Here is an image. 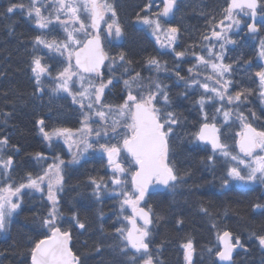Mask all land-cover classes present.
<instances>
[{"label": "trees", "instance_id": "1", "mask_svg": "<svg viewBox=\"0 0 264 264\" xmlns=\"http://www.w3.org/2000/svg\"><path fill=\"white\" fill-rule=\"evenodd\" d=\"M109 2L115 7L116 19L124 34L122 41H107V52L110 57L124 53L126 60L131 61L124 64L117 59L112 71L107 70L108 64L104 69L105 79L116 82L113 94L108 95V98H114L110 104L118 106L124 102L126 89L123 81L129 76L139 72L145 83L155 80V66L147 63L149 58L155 57L166 69L157 73V81L162 87L167 86L165 90L170 100L167 109L180 120L173 126L169 141V160L179 179L174 187L149 193L143 203L145 209H151L149 250L154 263L188 264L183 245L191 240L195 248L192 264H220L216 255L221 250L218 233L222 235L223 231H229L233 240L238 237L243 245L238 247L233 264H264V247L257 239L264 235V183L233 184L227 176L232 161L218 152L213 154L210 146L196 141L192 135L203 123L198 101L205 92L199 85L189 86L193 74L189 69L197 65V56H206L207 40L203 36L211 35V29L221 19L222 8L228 0H179L173 19L167 24L179 29L177 42L170 51L161 50L152 41L149 28L137 24L138 15L153 18L149 7L145 10L150 0ZM14 3H22L25 8L9 13L7 9ZM29 3L30 0H0V140L8 142L2 153L13 160L7 180L14 184L22 182L28 173L33 176L42 174L47 161L39 159L37 154H55L56 144L52 147L40 133V120L44 121L42 127L47 132L54 128L77 130L84 120L79 107L52 93L48 85L42 86L41 93L37 91L39 85L32 71L33 60L40 57L48 63L49 57L44 53L43 45L36 44L35 39L37 36L48 40L63 38L41 30L35 24L33 16L27 14ZM234 39L233 47L227 48L226 58L227 64L232 65V93L249 89L251 94L239 106L241 110L237 107L230 110L243 113L249 123L264 130V97L259 95V80L255 76L263 65L257 59L255 45H248L239 34ZM177 52L185 55L178 57ZM157 100L163 105L160 97ZM215 110V103L204 107L210 118L216 115L222 142L232 150L241 123L234 118L223 124L222 114ZM123 160L129 171L135 167L130 165L131 160ZM112 177L108 160L103 155L65 165L63 189L58 198L61 214L58 223L71 231L72 250L79 257L80 264L141 262L140 254L133 250L121 251L123 241L117 229L129 228L124 216H132V212L126 206L121 212V196L117 194L119 186L112 183ZM93 179L102 182L98 195ZM224 180H228L226 187ZM128 190H131V184ZM21 197V206L10 220L8 229L0 232V264H32L31 248L50 235L43 224L52 208L46 190L41 193L27 189ZM74 216L85 224L84 229L78 227ZM133 254L137 257L135 261L129 259Z\"/></svg>", "mask_w": 264, "mask_h": 264}, {"label": "snow or ice", "instance_id": "2", "mask_svg": "<svg viewBox=\"0 0 264 264\" xmlns=\"http://www.w3.org/2000/svg\"><path fill=\"white\" fill-rule=\"evenodd\" d=\"M52 8L45 15L43 10L48 7L43 0H30L27 6L29 17L33 15L36 18V24L41 29H46L54 22L63 26L66 33L65 37L58 41L53 38L45 39L43 36H37L36 44L43 45L45 48L58 53L64 57L66 66L54 77L56 81L54 92H65L72 96L73 102L78 103L81 109H87L84 113L83 126L73 132L68 128H54L47 132L41 127L40 131L45 139L51 141L53 137L64 139L73 151L72 163H78L84 154L90 149L99 150L107 154L108 164L114 173L112 183L119 186L118 195L121 196V212L125 206L131 208L133 215L124 216V219L131 224V228H118L123 244L122 252H128L129 249L140 254L142 264H154V258L149 250V226L152 224L151 209L147 210L141 207V203L149 194V189H156V186L174 187L179 179L174 170L173 164L169 160L170 137L173 133V126L180 122L173 111L167 109L170 103L166 85L162 87L156 80H149L147 83L140 77L139 72L134 76L124 79L123 83L126 89V98L118 106H113L103 100L105 89L112 84V79L105 81L102 69L105 61H108V70L111 71L116 64L117 59L124 64H130L126 60L125 54L120 53L118 57H110L104 49L101 40V24L106 25L107 33L121 37L122 27L116 22V10L109 0H49ZM177 0H163V8L151 16L140 17L137 19L143 24L150 26L153 34L163 33L171 46L175 41L179 29L177 27H168L164 29L161 23V17L167 18L172 14ZM151 7V5H147ZM25 8L24 4H12L8 7L9 13L16 9ZM257 9L264 12V0H228L225 7L222 8V17L211 29V35L203 36L204 40L215 39L223 41L219 45L220 51L214 53L212 49L216 45H208V57L197 56V65L189 69L193 73V79L189 86L199 85L205 93L198 103L203 115V123L199 130L192 133L196 141L211 145L213 154L227 158L235 162L227 170V176L232 180L248 185L255 182L264 183V130H258L247 121V117L241 112H236V119L240 121L242 130L237 133L239 136V152L234 154L228 150V145L222 142L220 137V128L216 124V115L211 118L209 113L204 111L206 103L213 101L226 102L229 105L235 104L237 109L247 101V96L251 90L243 89L235 93L228 91L232 80L230 74L232 65L224 63V45L235 43L227 33L233 26L239 27L241 23L240 15H248L252 18V23L248 24L250 32H258L259 29L255 23ZM111 13L112 22L108 23L105 17ZM215 19V18H213ZM264 19V17H262ZM87 21V23H86ZM227 22V23H226ZM219 28L220 31L216 29ZM159 40V36H157ZM178 57H183L184 52H177ZM195 55V53H193ZM259 56L264 58V41L261 42ZM149 65H154L156 71L166 69L155 57L148 59ZM32 71L36 76V83L39 85L41 77L50 75L48 67L41 63V58L36 57L33 60ZM200 65L204 66V71L211 69L212 75L205 76L204 82L198 79L201 74ZM127 71V68H125ZM177 75H179L177 73ZM260 92L264 97V68L257 71ZM75 78V79H74ZM183 79V77H181ZM208 81H213L209 84ZM78 83L79 88L73 91V86ZM43 91V89H40ZM157 97L164 102L160 105ZM216 113L223 116L227 123L233 115V110H224V103L216 107ZM253 115H255L253 113ZM98 118L102 126L93 129L89 120L92 117ZM44 124L43 120L38 122ZM95 141H92V137ZM103 139V142L101 140ZM7 140H0V152L3 146L7 145ZM121 153H126L131 157L130 165L135 167L129 171L121 160ZM40 154H37L39 158ZM211 159V157H210ZM58 162L49 165L42 174L33 176L28 173L25 179L19 184L13 182L0 183V232L8 229L11 216L20 208L24 189L34 190L44 193L46 190L47 199L51 201L52 208L48 216L43 219L44 226L48 229L50 235L45 239H40L31 248L32 264H80L79 257L70 247L72 233L68 229H63L58 223L61 214L58 209L57 192L63 189V169L64 161L59 157ZM13 160L11 157L5 159L0 155V174L7 175L12 171ZM130 178V179H129ZM92 183L96 186L97 195L101 189V183L95 179ZM224 186L228 180L223 181ZM131 184V190L128 185ZM106 188L107 185H104ZM113 191H116L113 189ZM256 207H261L256 205ZM202 211H207L202 209ZM137 217L143 221L142 226L137 225ZM80 229L85 228V224L73 217ZM215 226V225H213ZM255 235V233H253ZM261 246H264V235L257 237ZM218 240L222 243L223 249L216 255L220 261L230 262L233 259V252L237 247H243L238 237L233 240V235L229 231H223L222 235L218 233ZM186 250L185 259L188 264H192V258L195 253L193 242L189 240L183 245ZM99 251V248L97 249ZM211 251V249H209ZM129 259L137 260L136 255H130Z\"/></svg>", "mask_w": 264, "mask_h": 264}, {"label": "rangeland", "instance_id": "3", "mask_svg": "<svg viewBox=\"0 0 264 264\" xmlns=\"http://www.w3.org/2000/svg\"><path fill=\"white\" fill-rule=\"evenodd\" d=\"M43 2L48 4V7L45 8V9L43 10L44 14L47 15L48 12H49V10L52 8V5H51V3L49 2V0H43ZM162 2H163V0H158V3H162ZM109 3H110V2H109ZM155 18H156V17H155ZM155 18H154V19H155ZM115 19H116V17H115ZM160 19H161L162 27H163L164 29H167L168 27H170V26H168V25L166 24V23H167V22H166V18L161 17ZM240 19H241V23H240L239 27L237 28L236 26H233V28L227 33L228 37H229L231 40H233V36H234V35L239 34V32H241V31L246 27V23H247V15H243V14L241 13V15H240ZM33 20H34V22H35V24H36V18H35L34 15H33ZM105 20H106L108 23H111V22H112L111 13H109V14L106 16ZM116 22L118 23L117 19H116ZM86 23H87V21H86ZM226 23H227V22H226ZM138 24H139L140 26H142V27L149 28V30H150L149 32L151 33L150 36H151V38H152V41H154L155 44H156L161 50L164 49V50H169V51H170L171 48L173 47V45L175 44V42H177V38H178V37H176L175 41L172 42L171 46H167V47H166V46H162V45H167V44H168V41H167V39L165 38V35H164L162 32H161V33L153 34V31H152V29L150 28V26L143 24L140 20L138 21ZM36 25H37V24H36ZM102 26H103V28H102V36H103V40H104V44H105V45H106V43H107V39H108L109 37H111V39H109L110 41H118V42H119V41H122V37H123V36H121V37H115L114 34H113V35H109V34L107 33L106 25H105V24H102ZM40 29H41V28H40ZM41 30H42V29H41ZM43 30L46 31V32H53L54 34H56V35L59 36V37L61 36L62 38H64L65 35H66V33H65L64 30H63V26L60 25V24H58V23H56V22H54L53 24L49 25L48 28L43 29ZM216 30H217V31H220L219 28H217ZM157 36H159V40L157 39ZM253 40L255 41V43H257V46H258V58H259V61H261V62L263 63V65H264V58H261V57L259 56V51H260L261 42L264 41V39L257 35V36H254V39H253ZM58 41H60V40H58ZM206 42H207V44H206L207 54H206L205 58L207 59V58H209V57H208V51H209V49H208L207 46H208V45H216V47H214V48L212 49V51H213L214 53H218V52L220 51V49H219V45H220L221 43H223V41H216V40L213 38V39H211V40H207ZM229 44H231V43H228V44H225V45H224V63H227V62H226V51H227V46H228ZM43 51H44V53H46V54L48 55L47 58H48V57H49V58H48V63H44L42 60H41V63L44 64V65H46V66L48 67V72L50 73V75H45V76L41 77V82H40V84H39L40 87L45 86V85H48L47 87H48V89H49L52 93H56V94H57L60 98H62V99H68L69 101H73L72 96H70L68 93H65V92H62V91H61V92H54V91H53V89L55 88V85H56V81H55L54 77L59 73V71H61V70L63 69L64 66H66V62H65V60H64V57L60 56L58 53H56V52H54V51H51V50L45 48L44 46H43ZM108 63H109V62H108ZM114 67H115V66H114ZM114 67H113V68H114ZM113 68H112V69H113ZM201 68L204 69V66L202 65ZM108 71H109V70H108ZM111 71H112V70H111ZM161 71H162V70H161ZM109 72H110V71H109ZM157 73H160V71H157V72H156V76H155V80H156V81H157V78H158ZM208 75H212V73H211V69H210V68H209L207 71H204V70H203L202 73L199 75L198 79L201 81V83H203V82H204V78H205V76H208ZM228 75H230V74H228ZM35 77H36V76H35ZM103 77H104V76H103ZM193 78H194V77H193V74L190 75V80H189V83H190V84H191V81H192ZM74 79H75V78H74ZM104 79H105V78H104ZM105 81H106V79H105ZM112 81L114 82V80H112ZM113 82H112V83H113ZM208 82H209L210 86H211V84L213 83V81H208ZM232 86H233V82H232V84L230 85V87H229V89H228V91H229L230 93H232ZM77 88H79V84H78V83H76V84L73 86V91H75ZM111 88H112V84L109 85V86L105 89L104 96H105L106 93H107V95H110V94H111V93H110ZM42 89H44V88H42ZM207 95H210V94L205 93V96H207ZM104 96H103V97H104ZM105 99H106V98H105ZM104 101L108 103L107 100H104ZM211 103H215V107H220L221 103H224V110L235 109V107H236L235 104L229 105V104H227L226 102L213 101V102H211ZM75 104H78V103H73V106H75ZM115 104H116V103H115ZM207 104H208V103H206L205 105H207ZM78 105H79V104H78ZM79 106H80V105H79ZM113 106H115V105H113ZM82 110L84 111V113H85V111H87V109H82ZM234 118H236V111H233V115H232V117L229 119V121H228L227 123L231 122L232 119H234ZM236 122H238L237 119H236ZM89 123L91 124V126H92V128H93L94 130L97 129V128H100V127L102 126V122H100V121L98 120V118H96V117H94V116L89 120ZM223 124H226V123L223 121ZM82 126H83V124H82ZM82 126H81V127H82ZM241 130H242V126H241ZM73 132H76V131L73 130ZM52 139H53V142H54V143H56V144H58V145H61L63 148L66 149L65 152H66L67 156H70V161H69V162L72 163V159H73V151L75 150V148L73 147V148L70 149L69 145H68L67 143L64 142V139H63L62 137H60V138L53 137ZM103 139H104V138H102L101 142H103ZM238 140H239V136H238ZM238 140H237V143L232 147V150H231V149H230V150L228 149L229 151L233 152L234 154H237V153L239 152V148H238ZM92 141H93V142L95 141V137H94V136L92 137ZM54 143L52 144V147H53ZM0 155H3V157H4L5 159H7V158H6V155L3 154L2 152H0ZM94 155H103L104 157L107 158V154L102 153V152H100L99 150H92V149H90L88 153L84 154L83 158L80 159L78 163H80L82 160H85L86 158L91 157V156H94ZM57 157H59L60 159H62V158H61V153H59L58 155H57V154H52V155L49 157V161H50V163L47 164L46 168H47L49 165L53 164L54 162H58V161L56 160ZM123 158L126 159V160H131V157H130V156H127L126 153H121V160H122V162L124 161ZM62 160H63V159H62ZM63 161H64V160H63ZM64 162H65V161H64ZM232 163L234 164L235 162H232ZM74 164H75V163H74ZM65 165H66V162H65L64 165L62 166L63 171H64V166H65ZM46 168H45V169H46ZM109 168L111 169L110 166H109ZM111 172H112V169H111ZM112 174L114 175L113 172H112ZM7 175H8V174H7ZM7 175H2V174H0V183H7V182H8V180H7ZM232 182H233V184H237V185H241V186H249V185L253 184V183H251V184L245 185V184H242V183L237 182V181H235V180H232ZM116 186H118V185H116ZM25 190H27V189H24L23 191H25ZM59 193H60V191L57 192V198H58ZM142 203H143V202H142ZM142 203H141V207H142ZM126 207H127L130 211H132L130 207H128V206H126ZM15 213H16V212H15ZM15 213H14V214H15ZM14 214L11 216L10 220L12 219V217L14 216ZM9 222H10V221H9ZM185 252H186V250H185ZM139 258H140V257H139ZM140 263H142V262H140Z\"/></svg>", "mask_w": 264, "mask_h": 264}, {"label": "flooded vegetation", "instance_id": "4", "mask_svg": "<svg viewBox=\"0 0 264 264\" xmlns=\"http://www.w3.org/2000/svg\"><path fill=\"white\" fill-rule=\"evenodd\" d=\"M178 1L179 0H177V2H176V6L173 9L172 14H170V16L166 18V22H169V21H171L173 19L174 14L176 13L177 8H178ZM150 5H151V9L150 10L154 14V13L159 12L163 8L164 3L163 2L162 3H158V0H150ZM263 15H264V12H261L260 9H257V16H263ZM153 17L155 18L154 15H153ZM250 23H252V18L247 15L246 27L241 32H239V35L242 37V39H245L248 42V45H249V43H251V44H253V45H255L257 47V59L259 61V58H258V46H257V43H255V41L253 39H254V36H257V35L264 39V19L261 18V20L255 21V23H256V25H257V27L259 29V31L255 32V33L250 32L248 30L247 25L250 24ZM102 24H101L100 30H102V27H103ZM177 37H178V33H177ZM259 62L262 63L261 61H259ZM262 65H263V63H262ZM263 68H264V65H263ZM238 109H240V107Z\"/></svg>", "mask_w": 264, "mask_h": 264}, {"label": "water", "instance_id": "5", "mask_svg": "<svg viewBox=\"0 0 264 264\" xmlns=\"http://www.w3.org/2000/svg\"><path fill=\"white\" fill-rule=\"evenodd\" d=\"M262 17H264V15L263 16H256V18H255V21H257V20H261V18ZM218 127V126H217ZM203 143V142H202ZM206 145H209V144H206ZM209 146H211V145H209ZM221 243V242H220ZM70 247H71V245H70ZM221 247H222V249H223V245H222V243H221ZM72 248V247H71ZM221 249V250H222ZM236 252H237V248L234 250V252H233V259H232V261H230V262H226V261H220L219 260V258H218V261H219V263L220 264H233V262H234V257H235V255H236ZM192 261H193V259H192Z\"/></svg>", "mask_w": 264, "mask_h": 264}, {"label": "bare ground", "instance_id": "6", "mask_svg": "<svg viewBox=\"0 0 264 264\" xmlns=\"http://www.w3.org/2000/svg\"><path fill=\"white\" fill-rule=\"evenodd\" d=\"M42 87H40V85H39V87H38V89H37V91H39V93H41V89ZM55 154H59V150L58 149H55Z\"/></svg>", "mask_w": 264, "mask_h": 264}]
</instances>
